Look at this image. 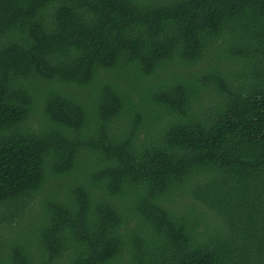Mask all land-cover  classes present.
Masks as SVG:
<instances>
[{
	"label": "trees",
	"instance_id": "obj_1",
	"mask_svg": "<svg viewBox=\"0 0 264 264\" xmlns=\"http://www.w3.org/2000/svg\"><path fill=\"white\" fill-rule=\"evenodd\" d=\"M0 264H264V0H0Z\"/></svg>",
	"mask_w": 264,
	"mask_h": 264
},
{
	"label": "rangeland",
	"instance_id": "obj_2",
	"mask_svg": "<svg viewBox=\"0 0 264 264\" xmlns=\"http://www.w3.org/2000/svg\"><path fill=\"white\" fill-rule=\"evenodd\" d=\"M21 231H22V229H21ZM20 231V232H21ZM14 237H16V236H14ZM21 237V234L19 233L18 235H17V238H20Z\"/></svg>",
	"mask_w": 264,
	"mask_h": 264
}]
</instances>
